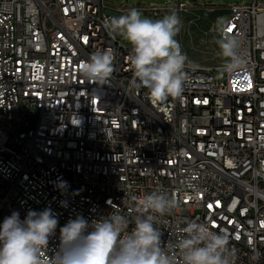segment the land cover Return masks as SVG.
I'll use <instances>...</instances> for the list:
<instances>
[{
  "label": "built area",
  "instance_id": "obj_1",
  "mask_svg": "<svg viewBox=\"0 0 264 264\" xmlns=\"http://www.w3.org/2000/svg\"><path fill=\"white\" fill-rule=\"evenodd\" d=\"M201 6L219 38L218 19L230 22L244 64L221 76L188 59L182 97L157 106L132 83L131 45L105 28L106 0H0V224L50 209L51 255L70 219L132 213V197L163 189L178 201L157 224L169 250L191 219L225 231L236 264H264V0ZM107 49L109 81L83 79Z\"/></svg>",
  "mask_w": 264,
  "mask_h": 264
},
{
  "label": "clouds",
  "instance_id": "obj_2",
  "mask_svg": "<svg viewBox=\"0 0 264 264\" xmlns=\"http://www.w3.org/2000/svg\"><path fill=\"white\" fill-rule=\"evenodd\" d=\"M217 25L220 38L216 43L224 58L217 71L223 76L240 69L244 61L238 53V38L227 32L230 22L222 17ZM181 27L175 12L153 19L136 8L105 23L110 35H119L131 45L132 83L137 89H147L153 105L182 97L191 62L176 39ZM113 60L112 49L95 51L80 65V74L88 82L106 84L114 71ZM59 186L65 187L66 182ZM132 199L134 215L117 208L91 223L80 215L70 219L60 228V243L51 255L49 240L58 226L52 211L30 210L23 220L13 212L0 224V264H178V258L179 264H236L237 249L230 245L228 234L191 219L184 221L181 237L169 250L157 227L159 218L178 206L167 191ZM130 224L134 225L131 230Z\"/></svg>",
  "mask_w": 264,
  "mask_h": 264
},
{
  "label": "rangeland",
  "instance_id": "obj_3",
  "mask_svg": "<svg viewBox=\"0 0 264 264\" xmlns=\"http://www.w3.org/2000/svg\"><path fill=\"white\" fill-rule=\"evenodd\" d=\"M110 12L114 16H120L115 10L117 7L123 6L124 8H142L148 6L156 7H173L176 0H106ZM212 2L217 5L229 6L233 4H247L251 0H198L197 3L189 2V6L194 9L188 12H175L181 22V31L176 39L181 45L182 52L188 57L190 61L201 67L219 68L224 58L220 55V49L216 41L219 35L214 27V18L208 16L201 6L203 3ZM129 10H127L128 12ZM140 12L145 17L153 19L163 18L169 15L171 11H165L160 16H153L147 13V9ZM126 14V13H124ZM226 20V19H225ZM126 41V40H125ZM127 42V41H126ZM128 43V42H127ZM218 74H220L218 72Z\"/></svg>",
  "mask_w": 264,
  "mask_h": 264
},
{
  "label": "crops",
  "instance_id": "obj_4",
  "mask_svg": "<svg viewBox=\"0 0 264 264\" xmlns=\"http://www.w3.org/2000/svg\"><path fill=\"white\" fill-rule=\"evenodd\" d=\"M153 6V5H152ZM147 9V7L138 8V10H142L143 12ZM118 16V15H117Z\"/></svg>",
  "mask_w": 264,
  "mask_h": 264
},
{
  "label": "water",
  "instance_id": "obj_5",
  "mask_svg": "<svg viewBox=\"0 0 264 264\" xmlns=\"http://www.w3.org/2000/svg\"><path fill=\"white\" fill-rule=\"evenodd\" d=\"M185 1H190L192 3H197L198 2V0H185Z\"/></svg>",
  "mask_w": 264,
  "mask_h": 264
},
{
  "label": "bare ground",
  "instance_id": "obj_6",
  "mask_svg": "<svg viewBox=\"0 0 264 264\" xmlns=\"http://www.w3.org/2000/svg\"><path fill=\"white\" fill-rule=\"evenodd\" d=\"M185 12H188V11H185Z\"/></svg>",
  "mask_w": 264,
  "mask_h": 264
}]
</instances>
